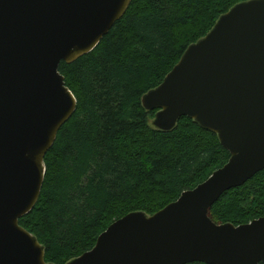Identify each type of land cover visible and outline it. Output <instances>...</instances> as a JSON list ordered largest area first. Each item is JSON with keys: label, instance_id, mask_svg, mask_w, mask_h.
I'll use <instances>...</instances> for the list:
<instances>
[{"label": "water", "instance_id": "obj_1", "mask_svg": "<svg viewBox=\"0 0 264 264\" xmlns=\"http://www.w3.org/2000/svg\"><path fill=\"white\" fill-rule=\"evenodd\" d=\"M132 0H0V264H50L20 218L36 206L45 156L77 100L59 68L93 51ZM155 125L183 116L218 134L229 161L153 215L131 212L67 264H264V216L216 223L224 192L264 170V0L222 15L143 97Z\"/></svg>", "mask_w": 264, "mask_h": 264}, {"label": "trees", "instance_id": "obj_2", "mask_svg": "<svg viewBox=\"0 0 264 264\" xmlns=\"http://www.w3.org/2000/svg\"><path fill=\"white\" fill-rule=\"evenodd\" d=\"M243 1L132 0L93 51L61 62L77 108L45 156L36 206L20 218L47 263L67 264L116 220L157 213L229 161L217 133L188 116L170 130L155 127L158 109H146L142 99ZM209 215L235 225L263 217L264 170L224 192Z\"/></svg>", "mask_w": 264, "mask_h": 264}, {"label": "rangeland", "instance_id": "obj_3", "mask_svg": "<svg viewBox=\"0 0 264 264\" xmlns=\"http://www.w3.org/2000/svg\"><path fill=\"white\" fill-rule=\"evenodd\" d=\"M153 125H154L155 127H157V126L155 125V119L153 120Z\"/></svg>", "mask_w": 264, "mask_h": 264}]
</instances>
